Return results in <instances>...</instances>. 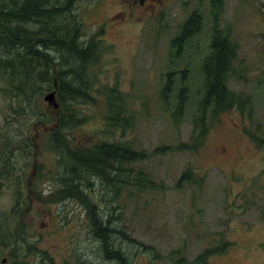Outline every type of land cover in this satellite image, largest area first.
Masks as SVG:
<instances>
[{
    "label": "rangeland",
    "instance_id": "rangeland-1",
    "mask_svg": "<svg viewBox=\"0 0 264 264\" xmlns=\"http://www.w3.org/2000/svg\"><path fill=\"white\" fill-rule=\"evenodd\" d=\"M193 12L201 27L183 44L181 57L169 64L170 40ZM208 12L209 0H80L76 5L87 36L103 30L100 56L87 70L93 91L115 86L128 98L125 114L131 120L124 134L105 133L104 99L95 93L100 99L77 105L85 123L73 131L72 141L92 146L118 139L148 155L138 165L152 183L144 192L118 184L122 189L112 202L111 189L80 181L97 210L115 212L116 227L128 238L129 264H194L222 231L232 247L205 264H264V144L257 148L244 131L264 139V0H222L219 20L237 45L236 72L227 87L250 97L249 105L209 124L195 152L174 149L193 135L200 63L211 26ZM167 72L174 86L169 107L159 98ZM180 78L188 90L187 103L181 118L173 121L170 107ZM50 92L33 104L0 93V231L13 229L20 242L23 235L28 245L47 252L53 264H109L97 256L100 245L91 237L83 205L76 198L58 204L53 196L56 186L50 179L57 171V152L50 150L49 136L59 107L55 97L56 107L45 99ZM160 147L166 149L157 151ZM187 168L202 181L177 188ZM39 256L23 262L43 264ZM3 258L12 264L0 249Z\"/></svg>",
    "mask_w": 264,
    "mask_h": 264
},
{
    "label": "trees",
    "instance_id": "trees-1",
    "mask_svg": "<svg viewBox=\"0 0 264 264\" xmlns=\"http://www.w3.org/2000/svg\"><path fill=\"white\" fill-rule=\"evenodd\" d=\"M79 1L0 0V93L11 100H27L33 104V99L37 102L44 91L55 90L59 110L56 112V130L49 136L50 150L57 152V171L50 179L56 186L53 196L58 204L76 198L83 205L91 237L100 245L98 257L109 264H129L132 255L124 249L126 246L129 248L128 238L117 229V219L112 216L115 212L108 213L100 207L97 210L91 192L89 194L80 189V181L87 183V187H92L97 181L111 189L113 196L109 199L112 202L122 189V186L117 187L118 184H129L144 192L152 183L145 172L138 169V165L148 155L127 141L118 139L100 141L92 146L72 141L73 131L85 123L77 105L100 99L95 93L101 94L104 99L105 133L124 134L126 129H130L131 120L125 114L128 98L115 86L93 91L87 70L88 65L100 56L102 42L99 35L103 34V30L89 36L85 34L82 20L76 13ZM221 14L222 0H209L211 26L207 52L200 63L201 84L192 119L193 135L189 143H180L175 148L169 146V149L195 152L203 144L209 124L227 111L237 109L244 112L250 103V97L236 94L227 87L236 72L237 45L228 29L220 27ZM200 27L197 13L187 16L170 40L169 47L173 53L169 64L181 57L183 44L195 36ZM261 39L264 40V34ZM172 77L171 72L166 73L159 92L163 105L168 107V95L174 88ZM182 81L180 78L179 88L174 89V102L170 107L173 121L181 118L187 103L188 90ZM244 131L257 148L264 144V139L258 135ZM165 149L160 147L156 150ZM196 180L202 181L201 178L194 179L192 170L187 168L179 176L176 187L181 188L183 183ZM85 183L82 188H85ZM7 231H0V249L8 252L12 264H27L23 262L27 256L36 253L40 254L41 263H54L47 252L39 250L34 244L28 245L23 235L19 234L20 242L13 229ZM216 235L218 239L203 248L194 258V264H205L207 259L224 255L232 247L233 242L227 239L224 231ZM5 259H1L0 264H4Z\"/></svg>",
    "mask_w": 264,
    "mask_h": 264
},
{
    "label": "water",
    "instance_id": "water-1",
    "mask_svg": "<svg viewBox=\"0 0 264 264\" xmlns=\"http://www.w3.org/2000/svg\"><path fill=\"white\" fill-rule=\"evenodd\" d=\"M54 97H55V93L50 92L49 94L46 95L45 99L48 100L49 103L51 102L53 104V107H56Z\"/></svg>",
    "mask_w": 264,
    "mask_h": 264
}]
</instances>
